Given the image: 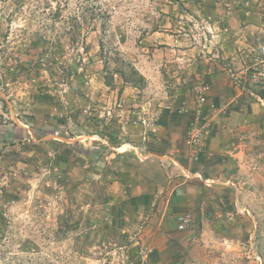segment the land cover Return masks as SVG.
<instances>
[{
  "label": "rangeland",
  "instance_id": "obj_1",
  "mask_svg": "<svg viewBox=\"0 0 264 264\" xmlns=\"http://www.w3.org/2000/svg\"><path fill=\"white\" fill-rule=\"evenodd\" d=\"M195 5L0 0V264H264V105L216 128L162 42L187 32ZM262 65L240 66L245 84L236 65L229 77L264 102ZM133 69L155 73L126 82ZM172 114L183 142L150 145L164 131L149 120ZM179 158L188 176L171 169Z\"/></svg>",
  "mask_w": 264,
  "mask_h": 264
},
{
  "label": "crops",
  "instance_id": "obj_2",
  "mask_svg": "<svg viewBox=\"0 0 264 264\" xmlns=\"http://www.w3.org/2000/svg\"><path fill=\"white\" fill-rule=\"evenodd\" d=\"M198 5L201 8L199 9L195 5V8L192 9L194 14L187 13L185 15L188 19L186 22L187 32L178 35L171 34L168 42H162L166 43L171 51L180 53L177 57L169 58V61L185 62V72L191 74L188 79L187 74L181 76L177 74V77L175 76L176 83L183 81L180 91H184L185 94V90L194 85V82L196 86H194V93L197 96L199 86L203 84L209 86V90L206 91L208 96L205 102L207 108L205 109L209 115L213 113L217 116L219 125L216 128L222 129L226 125H231V123H228L227 118L230 121H233V119L241 121L252 115L253 112L259 111L261 106L264 105V102L261 101L262 96L257 91L249 90L247 92L242 90L240 86L233 87L229 77L230 72H232L230 67L236 65L234 72L237 77L244 79V82L241 81V83L245 84L247 75L243 73L247 74L249 69L246 66L242 70H239V68L244 62L254 60L258 46L264 43V0H198ZM197 29H199L200 37L196 34ZM156 33L158 34V32ZM162 42L159 43L162 44ZM155 50L159 51L161 48ZM195 53L199 55V58L192 60L191 56ZM144 63L146 66L147 62ZM147 69H150V66H147ZM140 72L149 79L152 77L151 73H155V70L147 73L146 69H141ZM187 80H192V84L185 83ZM192 102L194 103V100ZM200 105L202 104L200 103ZM178 110H180V107ZM164 111L167 112V110ZM188 111V113H192V109ZM161 113L160 110L159 115ZM159 115L153 120H149V123L155 128L154 130L158 128L165 132L164 129L168 128L169 132L152 135L149 144L158 149L164 148V145L167 144L173 147L181 144L183 140L175 133L173 134L174 131L176 132V127L173 126L176 125L174 115H169L168 118ZM182 120L184 124L188 121L184 118ZM223 141V137L217 133L210 140V143L214 146L215 143L223 144ZM207 154V151L201 154V159L205 162H207ZM212 154L215 155L214 152H209L208 155ZM172 161V170L188 176L190 170L186 162H183L180 158ZM201 166L207 167L205 163Z\"/></svg>",
  "mask_w": 264,
  "mask_h": 264
},
{
  "label": "built area",
  "instance_id": "obj_3",
  "mask_svg": "<svg viewBox=\"0 0 264 264\" xmlns=\"http://www.w3.org/2000/svg\"><path fill=\"white\" fill-rule=\"evenodd\" d=\"M263 55H264V44H260L258 46V50L256 51V55L254 57V60H255V63H262L263 64L262 65L263 68H262V73L261 74L264 75V59H263ZM197 89H198V94H199V102L201 104H204L206 102V98H207L206 91L209 90V86L207 84H203V85L199 86ZM191 222H192L191 215L189 213L183 214L179 218V228L180 229H185L187 226L190 225Z\"/></svg>",
  "mask_w": 264,
  "mask_h": 264
},
{
  "label": "trees",
  "instance_id": "obj_4",
  "mask_svg": "<svg viewBox=\"0 0 264 264\" xmlns=\"http://www.w3.org/2000/svg\"><path fill=\"white\" fill-rule=\"evenodd\" d=\"M80 4H79V6H78V8H79V11L81 10H86L84 7H83V5L81 4V2H79ZM93 10H92V14H91V19H95L96 17H101V18H104L103 19V22H102V26H103V28H104V26L106 25V23H107V21H108V19H109V17H110V15H111V13H110V10H109V8H103V6H102V4L101 3H95L93 6ZM134 70V74H136L138 77H137V79H135V81H133V79H129V78H127V76H125L124 78H125V81L126 82H130V83H133V84H136L137 83V81L139 82H144L145 81V79H144V76H142V74L140 73V72H138L137 70H135V69H133Z\"/></svg>",
  "mask_w": 264,
  "mask_h": 264
}]
</instances>
